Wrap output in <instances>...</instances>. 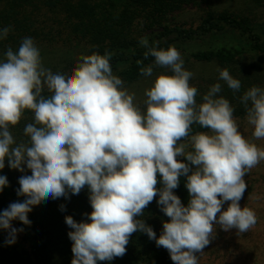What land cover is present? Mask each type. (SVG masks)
<instances>
[{"label": "clouds", "instance_id": "obj_1", "mask_svg": "<svg viewBox=\"0 0 264 264\" xmlns=\"http://www.w3.org/2000/svg\"><path fill=\"white\" fill-rule=\"evenodd\" d=\"M10 31L11 26L0 29V40ZM139 43L147 49L144 59L154 57V65L140 68L142 75L152 76L154 66L172 73L159 74L145 90V108L134 103L135 93L113 74L111 52L81 55L67 74L43 66L31 37L23 38L18 50L7 49L0 61V170L7 160L10 169L24 173L26 166L31 175L18 180L16 193L23 201L0 211L5 244L16 243L24 231L13 221L31 225L28 214L34 206L68 198L69 192L78 195L85 187L92 208L88 221L65 217L72 229L71 264L123 257L136 232L166 249L174 264H198L215 226L245 233L256 225L255 211L239 202L247 189L244 177L264 161V148L241 134L233 106L217 95L220 83L197 103L198 89L190 84L193 73L184 68L175 46L150 45L147 37ZM218 71L230 89H241L228 69ZM240 100L254 128L252 137L264 139V88L252 86ZM25 111L32 112L33 120L23 129L27 142L18 143L10 126ZM194 124L209 131L193 134ZM181 177L187 206L173 191ZM8 186L7 177L0 175V192ZM157 196L160 210L170 218L158 238L139 219Z\"/></svg>", "mask_w": 264, "mask_h": 264}, {"label": "trees", "instance_id": "obj_2", "mask_svg": "<svg viewBox=\"0 0 264 264\" xmlns=\"http://www.w3.org/2000/svg\"><path fill=\"white\" fill-rule=\"evenodd\" d=\"M236 0H0V29L11 26L12 31L0 40V58H5L9 47L18 50L23 38L31 37L43 55L45 48L65 49L66 66L71 73L81 55L111 52L110 65L114 75L124 81V86L133 85L144 78L141 67L154 65V57L144 59L146 48L139 43L147 37L149 44L159 42L160 48L175 46L188 64H214L217 69H228L230 74L241 81V89L234 92L219 79V74L208 80L193 81L198 89L197 103L209 88L220 83L218 96L228 99L234 108V118L246 116V109L240 97L252 86L264 88V0H243L248 12L233 11L223 6ZM196 12L195 17L180 19L187 13ZM44 47V48H43ZM142 64H137V61ZM165 69L154 66L152 75L166 73ZM170 70V69H169ZM219 72V71H218ZM171 75V70L168 73ZM48 95L47 90L43 93ZM145 108L144 101L138 104ZM33 114L25 111L10 132L19 142H27L23 134L26 124L31 123ZM209 131L193 125L195 132ZM183 143L187 141H181ZM183 159V158H178ZM9 186L0 192V211L15 201L19 176L10 169L0 170ZM157 187H161L158 183ZM187 206L188 191L185 177L173 190ZM157 196L144 210L139 219L151 226L157 238L168 218L157 204ZM61 205L64 210H61ZM87 187L78 195L68 193V198L48 199L34 206L28 214L31 225L13 221V226L23 228L20 233L26 247L16 243L5 244L7 232L0 230V264H71L72 241L68 232L72 229L65 223L66 216L77 222H87L86 214L91 213ZM200 254V253H199ZM198 254V257H199ZM97 264H174L163 247H157L146 233L136 232L129 238L126 254L111 261H97Z\"/></svg>", "mask_w": 264, "mask_h": 264}, {"label": "rangeland", "instance_id": "obj_3", "mask_svg": "<svg viewBox=\"0 0 264 264\" xmlns=\"http://www.w3.org/2000/svg\"><path fill=\"white\" fill-rule=\"evenodd\" d=\"M223 6L236 12H248L252 8L248 7L243 0L226 3ZM196 12L192 11L182 16L180 19L187 20L189 17H195ZM45 48L41 56L44 67L51 69L53 73L62 71L68 74L64 69L66 66L65 49L60 47ZM44 48V47H43ZM5 58H0V61ZM193 73L191 80L202 81L216 77L219 72L214 64H195L191 63L184 67ZM166 74L170 72L165 69ZM161 73H156L150 77L126 87L130 93H135L134 103L139 104L146 100L145 90L150 88L155 78ZM241 134L252 140L258 147L264 148V139L256 140L252 137L253 126L249 125L246 116L235 118ZM187 143V142H185ZM190 150V149H188ZM20 177L22 175H31L30 170L25 166V172L21 173L15 170ZM247 189L240 200V206L249 207L254 210L257 216L256 225L245 233H237L235 229L228 232L223 231L217 225L210 243L199 254L198 264H264V161H261L256 167L251 169L244 177ZM228 202L223 205L226 210ZM16 242L21 247H26L22 242L20 233L17 235Z\"/></svg>", "mask_w": 264, "mask_h": 264}]
</instances>
